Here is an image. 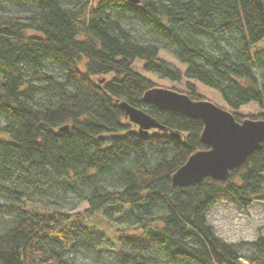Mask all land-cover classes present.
<instances>
[{
    "label": "trees",
    "instance_id": "16d2710c",
    "mask_svg": "<svg viewBox=\"0 0 264 264\" xmlns=\"http://www.w3.org/2000/svg\"><path fill=\"white\" fill-rule=\"evenodd\" d=\"M263 37L264 0H0V264H65L77 248L116 264H264V237L230 242L207 221L218 203H264V139L222 179L174 185L207 148L202 120L141 98L165 86L262 119L264 48L249 46ZM122 101L162 128L140 134ZM98 212L132 231L107 237L85 222Z\"/></svg>",
    "mask_w": 264,
    "mask_h": 264
},
{
    "label": "water",
    "instance_id": "95a60500",
    "mask_svg": "<svg viewBox=\"0 0 264 264\" xmlns=\"http://www.w3.org/2000/svg\"><path fill=\"white\" fill-rule=\"evenodd\" d=\"M137 2V0H126ZM142 100L161 109L180 112L186 116L200 118L202 131L200 138L207 145L189 154L171 175L174 185H187L198 182L203 176L222 179L233 167L241 164L253 150L260 148L264 139V118H244L237 121L231 111L216 105L210 99H192L187 94L168 87L153 86L143 92ZM125 116L137 125V131L145 135L149 129L162 128L145 109L120 102ZM68 126L59 127L60 130ZM170 135L179 133L170 130Z\"/></svg>",
    "mask_w": 264,
    "mask_h": 264
},
{
    "label": "rangeland",
    "instance_id": "374dc122",
    "mask_svg": "<svg viewBox=\"0 0 264 264\" xmlns=\"http://www.w3.org/2000/svg\"><path fill=\"white\" fill-rule=\"evenodd\" d=\"M260 48H264V37L249 46L251 52L258 51ZM246 110L251 112L256 110V108L251 105ZM85 205L84 202L80 203L73 210L82 213L84 212ZM62 206L65 209L67 207L66 205ZM207 213V221L212 225L213 231L224 240L234 243H247L255 240L258 236L264 237L263 202L255 201L244 211L237 209L230 203L223 202L214 205ZM85 222L93 226L94 229L104 232L111 239L114 227L118 226L125 229L130 227L118 219L103 217L101 212L95 213V216H92L89 220L86 219ZM129 230L132 231L131 228ZM81 250V248H77L73 252H68L67 256H64L65 264H116L112 259L110 251H102V256L95 259L93 256H85ZM250 251L249 244H244L240 248L242 254L247 255ZM242 263L247 264L244 259H242Z\"/></svg>",
    "mask_w": 264,
    "mask_h": 264
}]
</instances>
